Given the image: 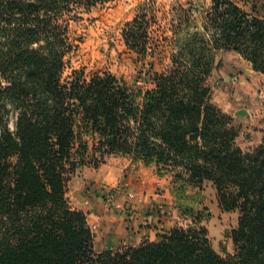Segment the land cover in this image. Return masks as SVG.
Segmentation results:
<instances>
[{
	"label": "trees",
	"instance_id": "16d2710c",
	"mask_svg": "<svg viewBox=\"0 0 264 264\" xmlns=\"http://www.w3.org/2000/svg\"><path fill=\"white\" fill-rule=\"evenodd\" d=\"M103 1L0 0V264H264V139L242 150L232 116L211 102L207 84L218 50L264 75V12L232 0H211L202 13L179 8L163 39L169 62L162 71L150 64L137 103L111 73L62 77L69 15ZM148 12L143 4L122 32L140 59L157 41L148 36ZM86 131L101 159L131 155L171 172L173 183L210 182L220 210L238 212L233 254H217L197 224L95 252L85 214L65 196Z\"/></svg>",
	"mask_w": 264,
	"mask_h": 264
},
{
	"label": "rangeland",
	"instance_id": "374dc122",
	"mask_svg": "<svg viewBox=\"0 0 264 264\" xmlns=\"http://www.w3.org/2000/svg\"><path fill=\"white\" fill-rule=\"evenodd\" d=\"M210 1L105 0L86 12L77 10L78 12L70 14L69 17H72L67 20L68 38L72 49L65 57L63 79L72 70H82L87 78L94 73L108 72L128 86L135 101L140 103L144 89L150 86L146 74L150 70V64L154 70L162 71L169 62V50L163 39L170 36L171 22L177 21L178 9L195 5L202 13L208 8ZM232 1L249 13L264 12L260 8L261 4L264 7V0ZM143 4L152 8V15L147 13L148 36L157 41L152 47L153 55L151 50H148L146 57L140 59L137 53L126 47L122 32L125 25L139 14ZM207 84L211 90V102L233 118V124L238 131L236 144L244 151H250L259 145L264 139V75L254 71L236 52L218 50ZM9 126H13L12 120ZM81 138L87 141V145L85 149L78 151V142L75 145V165L69 175L65 194L72 209L76 208L70 201L69 181L77 179L76 177L80 178L77 179L78 186H81L80 192L87 196L90 194L92 198L94 196L111 212L126 211L132 217L138 212L134 200H141L142 193L148 192L150 198H159L150 201L151 204L149 199H146L148 210L164 216L161 217L169 222L167 228L159 229V225L154 226L152 230L157 239L160 240L173 227L185 228L197 224L206 227L208 238L217 254L223 257L233 254L231 233L237 227L238 212L220 210L210 182L205 181L200 187H186L180 181L173 183L171 172L159 170L153 161L135 160L131 155L110 154L101 159V154L92 148L95 139L91 134L86 131ZM98 169L106 176L111 171L110 180L102 182L99 177L87 182L84 173ZM82 212L86 216V213ZM145 241H155V238L144 236L135 246ZM126 247L129 246L110 250Z\"/></svg>",
	"mask_w": 264,
	"mask_h": 264
},
{
	"label": "crops",
	"instance_id": "0c3cea01",
	"mask_svg": "<svg viewBox=\"0 0 264 264\" xmlns=\"http://www.w3.org/2000/svg\"><path fill=\"white\" fill-rule=\"evenodd\" d=\"M260 8L264 10L263 4H261ZM100 172L101 169L93 172L88 171L87 173H84V176L87 177V182H92L99 177H101L102 182L110 180L109 175L111 174V171L107 173V176ZM76 178L78 180L80 179L78 177ZM77 179L73 178L69 181V188H71L69 191L70 201L74 208L86 213L87 224L93 233V249L96 252L119 248L120 246L125 245L135 246L144 238V236L147 238L148 235L149 238H155V241H158V237L153 234L152 229H154V226L159 225V229L167 228L169 222L167 219L162 218L164 216L161 215V217L160 214L153 212L151 209L150 211L148 210V201L146 199H149L150 204L151 202L156 201L154 199H159L155 198V196L150 198L148 192L142 193L143 197H141V200H134L138 212L132 217V215L130 216L129 212L126 211L121 212L120 210L117 212H111L94 196L92 198L90 194L87 196L84 192H80L79 188L81 186H78L79 182ZM134 186L136 187V185ZM74 189L76 190L73 191ZM162 202L164 203V201ZM125 213L129 214V217L127 214L125 215Z\"/></svg>",
	"mask_w": 264,
	"mask_h": 264
}]
</instances>
